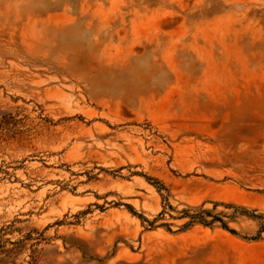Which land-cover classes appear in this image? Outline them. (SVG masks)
Wrapping results in <instances>:
<instances>
[{"label":"rangeland","instance_id":"rangeland-1","mask_svg":"<svg viewBox=\"0 0 264 264\" xmlns=\"http://www.w3.org/2000/svg\"><path fill=\"white\" fill-rule=\"evenodd\" d=\"M263 226L264 0H0V264H264Z\"/></svg>","mask_w":264,"mask_h":264},{"label":"trees","instance_id":"trees-1","mask_svg":"<svg viewBox=\"0 0 264 264\" xmlns=\"http://www.w3.org/2000/svg\"><path fill=\"white\" fill-rule=\"evenodd\" d=\"M186 214H187V213H186ZM202 214L209 215L210 212L207 211V210H203V211H201V212H199V213L192 214V215H188V214H187V215H185V216H187V217H189V218L191 219L190 222H194V221H196V222H199V223H201V224H203V225H211V224L214 223V222H219V223H220V226H221L223 229L228 230V231L231 232V233H235L234 230L229 229V227L226 225V223L223 222V221H222L221 219H219L218 217L213 216V219H212L211 221L207 222V221L203 218V215H202ZM261 229L264 230V226L261 227Z\"/></svg>","mask_w":264,"mask_h":264}]
</instances>
